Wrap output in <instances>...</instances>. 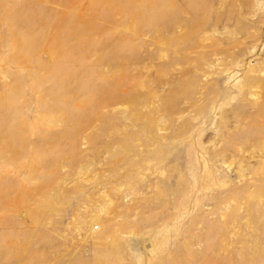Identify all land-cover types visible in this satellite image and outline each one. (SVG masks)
<instances>
[{"label":"rangeland","instance_id":"1","mask_svg":"<svg viewBox=\"0 0 264 264\" xmlns=\"http://www.w3.org/2000/svg\"><path fill=\"white\" fill-rule=\"evenodd\" d=\"M0 264H264V0H0Z\"/></svg>","mask_w":264,"mask_h":264}]
</instances>
